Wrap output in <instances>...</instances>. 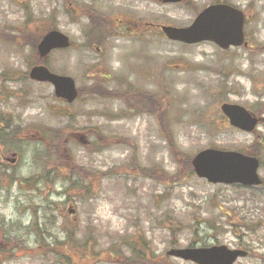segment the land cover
Masks as SVG:
<instances>
[{"label":"rangeland","instance_id":"1","mask_svg":"<svg viewBox=\"0 0 264 264\" xmlns=\"http://www.w3.org/2000/svg\"><path fill=\"white\" fill-rule=\"evenodd\" d=\"M215 1L0 0V112L16 135L0 151L18 156L0 158V264H198L167 252L213 244L264 264V183H212L189 162L207 147L256 152L264 178V124L242 130L220 108L264 114V0H220L244 10L248 46L159 27ZM86 7L108 16L101 38ZM50 28L72 40L46 61L75 78L70 103L28 76Z\"/></svg>","mask_w":264,"mask_h":264},{"label":"water","instance_id":"2","mask_svg":"<svg viewBox=\"0 0 264 264\" xmlns=\"http://www.w3.org/2000/svg\"><path fill=\"white\" fill-rule=\"evenodd\" d=\"M164 2L179 0H163ZM243 10L227 2L211 3L203 8L188 26L162 24L161 29L168 38L186 43L211 40L222 48L231 45H248L244 32ZM69 36L53 28L47 31L37 45L41 57H46L55 48L70 46ZM31 78L48 81L54 85V93L68 102L79 94L73 76L51 71L45 64L34 65L29 72ZM222 112L231 125L242 130L253 131L264 116H257L244 105L224 102ZM195 173L213 183H241L246 186L259 185L263 179L259 174L260 159L239 150L207 147L199 150L192 158ZM72 211V209H70ZM198 264H233L238 257L247 254L240 248L225 244L210 246L173 247L167 252Z\"/></svg>","mask_w":264,"mask_h":264},{"label":"trees","instance_id":"3","mask_svg":"<svg viewBox=\"0 0 264 264\" xmlns=\"http://www.w3.org/2000/svg\"><path fill=\"white\" fill-rule=\"evenodd\" d=\"M83 13L85 15L89 16L90 24H91L90 28H92V29L89 30V32L87 31V33H86L87 36L88 37L93 36L95 34V31H96V36L98 38H101L102 37V33H103V29H105L106 21L108 20V16H106L105 13H102V12L96 10V9L91 8V7H86L85 9H83ZM147 100H150V98H148ZM132 101H134V100H131V102ZM155 101H156V104L158 106L157 116H158L159 120H162V117H161V114H160V108H159L160 103H157L156 97H155ZM147 105H153V103H149L147 101ZM149 109H154V107L149 108ZM257 114H262V113L258 112ZM10 138L16 139V135H14L13 137H6V136H4V134H2V136H0V142L3 143V144L7 143V142H9ZM250 154L258 155L256 152H252ZM191 160H192V156H189L190 168H191V170H193V167H192V164H191Z\"/></svg>","mask_w":264,"mask_h":264},{"label":"flooded vegetation","instance_id":"4","mask_svg":"<svg viewBox=\"0 0 264 264\" xmlns=\"http://www.w3.org/2000/svg\"><path fill=\"white\" fill-rule=\"evenodd\" d=\"M69 1V0H67ZM81 8V7H80ZM43 35V34H42ZM38 41L36 40L35 42V47H36V52H37V60L34 61L32 64H31V67L30 69L34 66V65H37V64H45L50 70H52V68L49 67V65L47 64V58L48 56L50 55V53L54 50H52L51 52H49V54L46 56V57H41L39 54H38V51H37V43ZM57 50V49H55ZM30 69L28 70V76H29V72H30ZM30 78V77H29ZM31 80L35 81V82H40V83H49L48 81H40V80H36V79H33V78H30ZM58 100H61V101H64L63 99L61 98H57ZM5 113V112H4ZM7 114V113H6ZM6 114H2L0 112V136H2V134H4V136H8V134L13 130L12 129V124H11V117L6 115ZM14 153V152H13ZM12 155V153H11ZM6 156L4 154V151H0V158H2V160L4 161L3 163H15L16 160L18 159V156H16L17 154L14 153L13 157L12 156ZM8 159V160H7ZM69 205H71V203H69ZM75 209V207H74ZM247 250V249H246ZM248 251V250H247Z\"/></svg>","mask_w":264,"mask_h":264}]
</instances>
